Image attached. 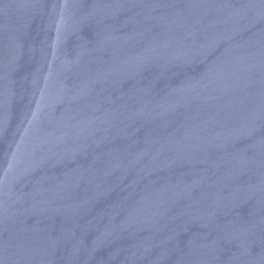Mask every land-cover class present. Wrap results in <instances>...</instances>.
Segmentation results:
<instances>
[{"label": "water", "instance_id": "obj_1", "mask_svg": "<svg viewBox=\"0 0 264 264\" xmlns=\"http://www.w3.org/2000/svg\"><path fill=\"white\" fill-rule=\"evenodd\" d=\"M0 264H264V0H0Z\"/></svg>", "mask_w": 264, "mask_h": 264}]
</instances>
